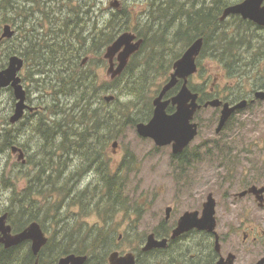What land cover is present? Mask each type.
<instances>
[{
	"label": "trees",
	"instance_id": "trees-1",
	"mask_svg": "<svg viewBox=\"0 0 264 264\" xmlns=\"http://www.w3.org/2000/svg\"><path fill=\"white\" fill-rule=\"evenodd\" d=\"M197 1L187 0V4L192 5L190 12L189 8L184 10L186 6L182 4L177 8L178 0H150V10L146 9L143 13L146 17L155 19L145 23V34L137 30L138 36L144 39L143 45L111 86H100L96 71L88 65H80V62L89 53L102 51V48L113 43L118 37V31L126 28L132 20L126 11L117 9L106 22H99L89 16L94 11V0H77L72 7L73 0H58L62 4L59 8L60 25H57L58 20L51 17L50 12L46 14L52 24L51 34L45 36L43 31L40 32L42 25L32 23L26 27L22 39L9 43L11 47L6 50L5 56H10L13 52L28 53L31 75H44V79L50 80L54 90V105L47 106L46 111L50 109L49 114L42 115L36 123L42 145L40 151L33 156L34 159L28 160L29 169L25 170L27 166H23L21 170V173L25 171L28 179L24 188L17 190L16 187L21 178L16 181L12 174L5 176L8 177L5 181L12 182L8 186L12 188V192L7 204L0 200V215L7 212L9 222L17 232L33 221L39 222L44 230L48 229V222L52 223L53 232L38 257L34 256L31 244L27 241L9 249H2L0 264H35L37 259L39 264H44L48 250L54 255V264H57L60 257L70 253L87 254L89 259L86 264H108L109 251L117 245L118 238H124V235L115 230L106 231L101 227H83L82 223L85 221L70 220L63 211L71 213L73 207L78 206L82 217L91 211H97L104 223L113 219L115 213L121 209L128 211V202L122 193L125 192V182L129 177L127 172H131L133 167L132 161L129 157L124 158L115 165L119 166L117 172H113L108 149L114 139L121 137L126 127L135 129L138 122L152 117V91L158 93L161 88V83L156 85L155 82L159 77L168 80L175 60L181 57L197 37L204 38L202 52L213 44L210 43L211 40L215 42L212 55L221 60L230 76H249L255 69L256 79L264 72L263 67L257 66L263 60L262 54H255L249 61L244 57L238 58L234 51L235 36L227 37V28L225 32L220 31V17L228 4L223 6L221 0H215L212 5L193 11ZM65 3L69 6L67 10ZM6 9V0H0V12L3 10V14L0 13V29L1 22L8 19L5 16ZM183 11L187 16L179 15ZM139 18L140 16L136 20ZM171 30L174 33L172 39H169L167 34ZM165 50L172 53L167 64L162 55ZM145 52L148 53L144 55ZM5 65L7 64L1 57L0 68ZM250 65L252 68L247 70L246 67ZM34 81L37 84L42 82ZM155 85L156 89H153ZM252 85L256 88L259 85L264 87V80ZM177 89L174 88L169 96L175 94ZM110 91L119 93H114V101L106 102L104 92ZM61 96L68 99V104L61 101ZM203 100L206 101L207 97L204 96ZM174 109L170 107L169 111ZM11 138L6 136L3 139L2 149L16 142V139ZM232 149L229 145L214 144L213 152L208 154L211 156L216 153L233 165ZM186 152L187 149L172 156L179 162V166L187 164L184 158ZM72 158L78 159L80 163V167L74 171L67 168ZM94 164L102 172L101 182L105 191L100 187L93 189L90 186L79 190L75 186L78 173L85 166ZM56 192L59 193L58 197ZM134 251L138 254V264H152L157 258L161 260V264H176L179 260L171 253L166 254V251L158 256L154 252H142L140 248Z\"/></svg>",
	"mask_w": 264,
	"mask_h": 264
},
{
	"label": "rangeland",
	"instance_id": "rangeland-1",
	"mask_svg": "<svg viewBox=\"0 0 264 264\" xmlns=\"http://www.w3.org/2000/svg\"><path fill=\"white\" fill-rule=\"evenodd\" d=\"M19 1L25 2L26 0ZM111 1L112 0H94V11H92L89 16L99 22H106L113 13L117 11V9L112 10L110 8L109 4ZM121 1L124 4L122 8L123 12H128L130 14L129 18L132 20H130L126 28L118 31V35L125 31L137 33L138 29L145 34L147 32L145 23L147 24L149 20L153 21L155 19V17H146L145 13H143L146 9H148V11L150 10V0ZM214 1L215 0H198V4L194 6L195 9H193V11L201 7L212 5ZM242 1L243 0H221V5L224 6L227 3L229 6ZM178 2L176 3L177 8L182 4V6H186L184 10L189 8L190 12H192V5H188L187 0H178ZM76 3L77 0H73L71 7L75 6ZM61 5L62 4H60L58 0H54L52 5H42L41 15L39 14L41 18L39 24L42 25L40 32L43 31L42 33L45 36L51 34L50 28L52 25L46 17V14L50 12L51 17L53 16V18L58 20L56 23H58L57 25L59 26L61 23L59 8ZM67 8H69V6L65 3V9L67 10ZM172 11L174 12L176 10ZM184 14L183 11L179 15L187 16V13L186 15ZM139 16L140 18L137 21L136 18ZM66 17L67 15L65 18ZM221 23L222 29L220 31L225 32L227 28L225 35L229 38L236 36V29L242 32V29L247 26V24L239 22L235 16H230L225 21H221ZM28 25H32V23L29 21ZM164 25L166 26V24ZM172 33L174 32L171 30L169 34H167V38L172 39ZM261 33L262 34H258L251 31L249 34L244 32V35H239L240 41L243 40L245 43L249 42L255 35L261 40L256 38L252 41L251 46L248 44L249 46L247 45L244 48H240V57L249 60L252 54L264 53V32ZM210 43L213 44L209 45L198 57L199 71L190 78V86L197 89H210L212 86H215L217 94L226 96L228 100H234L239 96L250 95V93L253 92V87L256 88L252 84L254 82L261 83L264 80V72L262 71V74L256 79L254 77L255 70L252 72L250 78L249 76H241L238 74H231L230 76L221 60L212 55V46L215 42L211 40ZM9 46L11 47L9 43H5L2 46L0 45V58L2 57L6 64H8L10 56H5L4 53L8 50ZM106 47L102 48V51L89 53L85 64L83 61L86 59V56H84L80 62V65H88L93 71H96L98 74V83H100L102 87L108 84L111 86L112 82H114L113 80L118 77L112 78L108 73L110 63L109 60L105 58ZM146 53L148 52H145L144 55H146ZM171 54L172 53L168 50L162 53L165 64L169 62V56ZM262 64H264V61H262ZM1 69L2 68H0V70ZM29 69L30 64L20 75L28 91L29 101L32 102L33 105L40 106L41 111L36 117V114H29L30 118H27L17 126L19 129L15 131V135L9 132L10 128L8 126V118L12 113L14 94L9 88L0 90V200L3 204L8 203L12 192V188L8 187L11 186L12 182L5 181V179L8 178L5 176L12 174L14 178L16 177V181L21 178L16 185L17 190H21L28 180L25 171L21 173V170L23 166H27L25 170H28L30 166L28 163L24 165L17 162V157L11 155L10 146L2 149L1 144L3 139L6 136H13L16 142L23 144L27 148L26 158H28V160L34 159L33 156L40 151V146L42 145L41 136L38 135L36 131L37 122L34 120L41 115H45L46 113L49 114L50 109H48L47 112L46 107L54 105V90L50 80L44 79V75L35 74L32 76ZM262 70H264V65ZM34 80H42V82L37 84ZM165 81L166 79L164 80L162 77H159L155 84L158 85L161 83L162 87ZM156 85L153 89H156ZM257 88H260V85ZM114 93L116 94L119 92H104L103 97L107 94ZM156 95L157 93L152 91V103ZM60 99L62 102L68 104V99L65 96H61ZM220 116L221 109L213 107L204 108L196 114L195 120L201 125L200 132L192 141L184 155L187 161V164L184 166H179V162L175 161L172 157L174 155L172 146L158 147L152 139L142 138L138 135L136 129L126 127L124 131H122L121 137L113 140V142H118V147L115 149L110 145L108 152L112 161V166H110V168L113 172H117L116 169L119 166L115 165L119 164L124 158L129 157L132 161L133 167L131 172H127L129 177L128 181L125 182V192L122 193L123 198L128 202V211L120 208L121 210L115 213L113 219H110V221L106 223L103 222L101 219L102 216H100L97 211H91L88 215L82 217L78 206L73 207L71 213L63 212L70 217V220L78 219L85 221L82 223L83 227H101L106 231L108 229L115 230L117 233L124 235V238H118L117 245L109 251V254L114 250L125 254L133 252L137 248L141 249L145 244L147 236L152 233L157 227V224L165 218V208L168 204L175 206L172 219L173 222L183 212L185 213L186 211H193L196 209L200 210L202 204L207 201V197L210 193L214 194L217 201L216 216L223 227L227 224H233L238 212L242 213L249 209L255 212L252 216L254 221L264 228V214L258 213L263 209L258 207L255 199L248 197L241 199L235 198L237 193L253 184L258 186L264 185V102H255L252 106L238 111L230 119L227 127L222 133L217 134L216 128ZM149 120L144 122H148ZM214 144H225L233 148V165L229 164L225 159H221L220 156L218 157L216 153L215 155L211 154V156H209L208 152H213ZM79 164L78 159L72 158L67 168L70 171H74L80 167L78 166ZM101 175L102 172L100 173V171L97 170L96 164L85 166L82 171L78 173L75 186L79 188V190L90 186L93 189L100 187L105 191L103 182H101ZM56 194V197H58L59 193L56 192ZM73 211L75 213H73ZM106 217L107 216H105V218ZM51 227L52 223L48 222V229L45 231L49 237L53 232V228ZM54 262V255L48 250L44 264H54ZM152 264L159 263L152 261Z\"/></svg>",
	"mask_w": 264,
	"mask_h": 264
},
{
	"label": "water",
	"instance_id": "water-1",
	"mask_svg": "<svg viewBox=\"0 0 264 264\" xmlns=\"http://www.w3.org/2000/svg\"><path fill=\"white\" fill-rule=\"evenodd\" d=\"M120 0H112L109 4L112 8L120 7ZM239 14L244 19H250L259 25L264 26V0H243L242 2L232 4L224 8L221 20H225L230 15ZM14 35L10 25H6L3 29L1 38H11ZM137 34L131 31H125L120 34L111 43L105 52V58L109 60L110 67L108 73L112 78L119 76L127 67L131 56L140 50L144 39L137 38ZM0 38V41H1ZM204 46V38L195 39L184 51L182 56L173 64V71L169 79L161 88L159 94L153 99L154 111L153 116L148 122H139L136 125L137 133L143 138L154 140L159 147L172 145L173 153L180 154L199 134V124L194 121L198 110L202 108V104L198 102L199 94L194 92L189 86V78L197 73V58ZM117 57L118 64H115ZM87 61V58L83 61ZM24 66L23 58L13 55L9 58L6 68L0 70V89L12 86L17 99L15 114L11 118V122L19 121L24 110L27 107V93L19 76L20 70ZM177 93L171 98H165L170 90L180 84ZM115 99L112 94L106 95L105 100L111 102ZM264 101V90H258L255 93V99ZM175 107V111L168 112L169 105ZM249 101L243 99L237 104L231 105L229 102H223L219 98L208 100L204 106L221 109L216 132L220 133L226 126L229 119L238 111L248 107ZM118 147V142L113 143V148ZM14 153L20 152L19 161L26 162L24 152L21 148L15 146L12 148ZM249 194L255 196L259 207H264V185H252L247 189L237 193L236 198H243ZM216 207L217 201L213 193L207 197L204 203L202 215L199 217V211H186L179 219L178 225L173 231L172 239H175L193 228L200 230L214 231L216 228ZM171 208L166 209L167 218L170 217ZM48 236L43 230L41 224L37 221L31 222L23 230L13 233L12 225L8 222V213L0 216V248L18 246L25 241H31V249L35 256H39L43 247L48 243ZM168 245V238L157 239L154 233L147 236L143 250L151 251L155 248H165ZM88 255L70 253L60 257L58 264H85ZM37 260L35 264H38ZM110 264H137L136 255L128 252L121 255L119 251H113L109 255ZM260 262V264H262Z\"/></svg>",
	"mask_w": 264,
	"mask_h": 264
},
{
	"label": "flooded vegetation",
	"instance_id": "flooded-vegetation-1",
	"mask_svg": "<svg viewBox=\"0 0 264 264\" xmlns=\"http://www.w3.org/2000/svg\"><path fill=\"white\" fill-rule=\"evenodd\" d=\"M31 1H32V3H31ZM45 1H47V2L45 3ZM120 2H121L120 7L117 9L122 10L124 4L122 3L121 0H120ZM6 3L8 4V9H6L5 16L8 19H7V21L5 20V21L1 22L0 38L2 37L3 29L6 25L11 26L12 30L14 31V35L11 38H1L0 45L4 44L5 42L15 43L18 39H20V38L22 39V37L24 36L25 29H26L27 25L29 24V21L31 23H34L35 25H37L39 23V21L41 19L39 14L41 15L42 5L44 3L46 5H48V4L52 5L54 3V0H26L25 2H20L19 0H6ZM110 8L112 10L114 9L112 7H110ZM0 13L3 14V10ZM230 16H235V18L238 19L239 22L247 24V26H245L242 29V32L239 29L235 30L236 36H235V40H234V51L237 54V57L239 58L240 57L239 56L240 48H242V47L244 48L248 44L251 46L252 41L255 40L256 38L258 40H260L258 38V36L255 35L249 42L244 43V42L240 41L239 35H244L243 34L244 32L249 34V32H251V31L258 33V34H262L261 32H264V26L259 25L250 19H244L239 14H233ZM228 18H226V19H228ZM225 20L220 19V21H225ZM131 32H133V31H131ZM240 32H241V34H240ZM137 36H138V34H137ZM27 54H20L17 52H13L10 55V57L13 55H18L19 57L23 58V60H24V66L19 72V76L22 79L23 86H24L23 78L20 74L22 71H24L25 68L27 69L28 65L30 64L29 60L27 59ZM262 55H263L262 61H264V53H262ZM254 56H255V54H252V57H250V59L253 58ZM262 61L257 66L263 67L264 64H262ZM197 62H198V60H197ZM115 64L116 65L118 64L117 57L115 58ZM198 66H199V62H198ZM246 68H247V70H250L252 68V65L247 66ZM29 70H31V69H29ZM252 72H251V74H249V78L252 76ZM197 73H195V74H197ZM122 74H123V72L119 76H121ZM194 75H192V76H194ZM189 81H190V79H189ZM180 85H181V83L178 84V86H176L175 88L179 89ZM6 88L11 89V91L14 94V89L12 86H9ZM24 89L26 90V93H27V97H26L27 107L24 110V114H23L22 118L19 121H17L16 123L11 122V118L15 114L16 105H17V99L15 97V94H14V99H13V107L11 110L12 113L8 118V120H9L8 126L10 128L9 132H11L14 135H15V131L19 129V127H17V126H19L27 118H30L29 114H31V115L36 114L35 115V117H36L38 115V113L41 111L40 106L33 105L32 102L29 101L28 91H27L25 86H24ZM178 89H177V91H178ZM191 89L194 92H198V94H199L198 102L203 105L200 110H202L204 108H208V107H205L204 104L208 100H211L214 98H219L224 103L229 102L231 105L237 104L238 102L242 101L243 99H247L249 101L248 107L252 106L255 102H258V101L264 102V101L259 100V99L252 102V100L255 99L256 91L264 90V87H260L257 89L255 88V90H253V92L250 93V95L239 96V97H236L234 100H228L226 98V96H224L222 94H217L215 86H212L210 89H205V88L197 89V88H193V87H191ZM172 90H170L168 92V94L165 97L166 99L171 98L173 95H175L177 93V91H176L175 94H172L171 96H169V93ZM159 92L157 93V95L159 94ZM204 96L207 97L206 101L203 100ZM170 107H174V106L172 104H170L168 107V112H170L169 111ZM217 109H222V107H218ZM200 110H198L197 113ZM41 117H42V115L39 116L34 121L38 122V120ZM195 118H196V115H195ZM198 124H199V132H200L201 125L199 122H198ZM11 137H12L11 139H14L13 136H11ZM15 146L21 148L22 151L24 152L25 159H26L25 163L23 161H19V159H18L19 154H20L19 151L16 153H14L12 151V148ZM9 149L11 151V155L17 157V162L22 163L24 165L28 162V158H26L27 157V148L23 144H21L19 142L12 143L10 145ZM186 149H188V148H186ZM246 197L255 199L254 195H247L243 198H246ZM255 202H256V200H255ZM256 204L258 205L257 202H256ZM203 207H204V203L202 204V208L200 210L196 209L193 211H199L200 212L199 217H200L202 215V212H203ZM167 208H171L169 218H167V213H166ZM259 208L263 209V210H261L258 213L264 214V207H259ZM174 212H175V206L168 204V206L165 208V218L163 220H161L160 223L157 224V227L152 232L156 235L157 239L168 238L167 247L153 249L152 252L156 253L157 256L159 254H162V252H165V251H166V254L171 253L173 256L178 257V259H179L178 261H176V264H260V262H262V261H263L262 264H264V228L261 227L259 224H257L254 221V218L252 216L255 212L253 210L248 209L242 213L238 212L234 223L233 224H227L224 227L222 226V223L218 220V218L216 216V228L214 231L200 230L198 228H193L190 231L184 233L183 235H181L175 239H172L173 231L176 228V226L178 225V222H179L181 215L184 213L183 212L175 221L172 222ZM8 222H9V216H8ZM16 232L17 231L13 230V233H16ZM30 244H31V242H30ZM142 247H141V251H142ZM2 249H6L4 247V245L1 246L0 253H1ZM135 254H136V259L138 260V254L137 253H135ZM156 262H158L159 264L162 263L159 258L156 259Z\"/></svg>",
	"mask_w": 264,
	"mask_h": 264
},
{
	"label": "bare ground",
	"instance_id": "bare-ground-1",
	"mask_svg": "<svg viewBox=\"0 0 264 264\" xmlns=\"http://www.w3.org/2000/svg\"><path fill=\"white\" fill-rule=\"evenodd\" d=\"M199 24V23H198Z\"/></svg>",
	"mask_w": 264,
	"mask_h": 264
}]
</instances>
